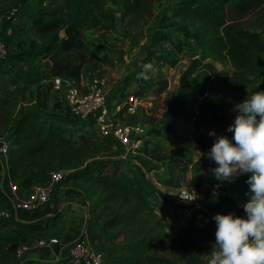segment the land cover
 <instances>
[{"label":"trees","instance_id":"1","mask_svg":"<svg viewBox=\"0 0 264 264\" xmlns=\"http://www.w3.org/2000/svg\"><path fill=\"white\" fill-rule=\"evenodd\" d=\"M26 1L0 0V20H12L14 11ZM157 1L36 0L29 19L34 39L26 48L28 55L34 61L42 57L46 78L58 75L78 83L90 73L100 79L103 67L113 66L114 61L84 40L83 33L95 31L105 38L116 27L115 12L125 29L142 30L153 18ZM172 1L170 16L152 32L141 67L149 62L153 68L175 67L190 41L216 61L230 65L231 69L218 68L213 62L191 58L174 96L162 105L161 122L189 123L195 143L206 153L214 138L204 130L222 124L221 109L229 108L235 115V103L257 89L264 90V0ZM170 28L177 35L167 32ZM6 60L0 62V137L12 139L7 172L18 194L25 197L33 184L47 183L53 170L70 171L61 184L82 191L89 241L105 251L104 264H202L215 241L212 216L228 212L230 196L224 190L205 189L201 207L189 208L188 223L170 225L157 213L156 202L163 199V188L180 187L177 174L198 168V164L166 154L159 143L149 139H143L136 155L122 158L123 147L112 136H101L93 122L74 126L53 121L43 114L46 91L27 89L29 80L23 81L25 77ZM202 70L208 76L194 82L193 76ZM158 84L165 88L164 81ZM144 91L140 87L129 94L140 97ZM61 106L53 98L52 107ZM65 114L69 115L67 109ZM114 116L126 124L137 121L125 108ZM151 161L160 163L164 178L154 176ZM44 221L0 219V264H21L18 247L50 235L51 218ZM92 230L96 234L91 235ZM29 264L65 263L42 260Z\"/></svg>","mask_w":264,"mask_h":264},{"label":"rangeland","instance_id":"2","mask_svg":"<svg viewBox=\"0 0 264 264\" xmlns=\"http://www.w3.org/2000/svg\"><path fill=\"white\" fill-rule=\"evenodd\" d=\"M35 7L36 0H27L14 11L15 17L12 20H0V28H2V31L7 27L11 28V33L5 38L7 46L6 58H8L6 63L12 65L14 69L18 70L19 74L25 77L23 81L28 82V80L35 79L34 82L41 80L47 84V78L43 72L44 63L42 62V57L36 58V62L39 64L38 68L33 65L37 63L29 57L28 50L26 49L29 47V42L34 39V35L29 28V19L35 12ZM172 7V0L157 1L153 8V18L142 30L137 28L132 30L125 29L119 20V14L115 12L116 27L113 31L107 33L105 38H100L95 31L84 32L83 38L88 42H92L100 53L106 52L114 61L113 66L103 67L104 72L102 74L103 89L107 94V103L110 109H113L118 102L124 101L130 92L140 87L145 89L142 96L139 97V104L134 111V114L137 116L135 123L142 124L147 130L146 134L141 136V144L143 143V139H149L159 143L166 154L181 158H190L193 162L197 163L198 168L192 166L185 172L177 174V178L180 181L181 189L188 191L194 190L197 193V199L201 200L204 190L210 189L212 191V184L214 182L218 183L211 172V169L215 167V161L204 155L205 152L195 143L189 123L180 120H174L168 123L161 122L162 105L166 98H172L174 96L179 76L191 58L198 57L213 62L218 68H231L228 63L216 61L203 47L197 46L190 41L184 48L183 55L175 67H169L167 65L156 67L145 72L144 75H140L142 71V59L148 51L152 32L160 22L170 16ZM167 32L172 33V35H177L173 33L171 28L167 29ZM13 68L11 70H14ZM207 76L208 73L202 70L193 76L192 80L194 82H200L206 79ZM40 77L42 78L40 79ZM90 78H93V76L87 73L83 81H88ZM159 80L164 81V89H160L158 84ZM53 98H56L58 101V94L54 95ZM61 103L63 104L61 110L65 113L64 103L62 101ZM49 109L50 106H46L44 110L49 111ZM220 115L222 124L220 126L206 127L204 132L207 136L214 138L208 134L210 129H214L217 134L223 133L231 136V133L227 132L226 129L234 115L230 112L229 108L221 109ZM151 127L155 131L149 132ZM156 132H159L158 136L155 135ZM151 164L154 168V176L159 178V180L164 178V171L160 163L151 161ZM110 166L112 167V165ZM247 175V173L241 174L232 182L224 181L219 185L224 188L225 183H227L230 186H238L241 188L246 183ZM175 189L171 190V192L174 193ZM173 205L177 206V208L174 207V210L179 213H183L190 208L187 203L182 202ZM97 231L98 229L94 232ZM94 232L92 230L91 235L96 234ZM86 237L89 239L88 235ZM94 242L96 241L94 240ZM107 247H110V245H107ZM165 264L173 263L165 261Z\"/></svg>","mask_w":264,"mask_h":264},{"label":"built area","instance_id":"3","mask_svg":"<svg viewBox=\"0 0 264 264\" xmlns=\"http://www.w3.org/2000/svg\"><path fill=\"white\" fill-rule=\"evenodd\" d=\"M11 33V28H0V62L7 56V46L5 38ZM47 85L53 92L58 94L59 100L64 103L70 117L79 125L85 122H93L94 128L101 136L110 135L124 149L122 157L129 158L134 156L136 149L140 147L141 136L146 133V128L140 123L126 124L118 121L114 114L125 108L129 113H134L139 104V97L128 94L124 101L118 102L113 109L108 106L107 94L103 89V79L90 78L88 81L80 80L75 82L63 76H51L47 78ZM12 139L9 136L0 137V189L3 186L2 181L5 180V194L12 202V206L18 211H35L45 205L51 196L53 188L61 184L62 180L70 172L63 169L53 170L49 172V180L45 184H33L25 197H21L16 188L14 181L8 177V151ZM210 160V159H209ZM212 161V160H211ZM213 190H223V186L214 182ZM248 185L245 184L242 189L243 199L233 201L227 207L228 212L236 215H245L242 207L243 202L247 199L246 192ZM193 191L176 188L175 192L169 193V202L179 204V202L187 203L190 208H200L201 200H187L181 196L190 195ZM185 213L189 214V210ZM87 214V213H86ZM13 217L12 213L2 203L0 193V219ZM14 218V217H13ZM87 218V215H86ZM15 219H18L17 216ZM58 243L55 236H43L36 239L31 244H22L17 249V256L24 264V256L26 252L36 249H49ZM54 260H64L65 264H104L105 251L90 243L86 236H81L72 241L69 245L67 255ZM208 257L204 259L202 264H207Z\"/></svg>","mask_w":264,"mask_h":264},{"label":"clouds","instance_id":"4","mask_svg":"<svg viewBox=\"0 0 264 264\" xmlns=\"http://www.w3.org/2000/svg\"><path fill=\"white\" fill-rule=\"evenodd\" d=\"M152 69L150 62L145 63L140 75ZM234 109L226 129L231 136L210 129L214 141L204 155L215 161L211 172L218 185L248 174L245 215L213 214L215 241L207 264H264V90L247 94ZM181 197L191 201L197 193Z\"/></svg>","mask_w":264,"mask_h":264},{"label":"crops","instance_id":"5","mask_svg":"<svg viewBox=\"0 0 264 264\" xmlns=\"http://www.w3.org/2000/svg\"><path fill=\"white\" fill-rule=\"evenodd\" d=\"M38 61V60H37ZM43 62V61H42ZM33 64L39 66L38 62ZM39 68V67H38ZM44 69V68H43ZM29 81V87L27 89L37 88L39 91H46L45 103L46 106H50L49 111L45 110L43 114L57 123H63L67 125L78 126V124L69 115L63 113L61 110L63 106L55 109L53 105V96L57 95L49 88L43 81L34 82ZM28 91V90H26ZM58 101H60L58 99ZM1 171V170H0ZM3 185L0 189L2 203L10 210L13 217L23 221H37L43 222L44 220L50 219L53 225L50 227V235L58 238V243L49 249H36L26 252L24 256V264H29L34 261L42 260H54L56 258H62L67 255L69 245L76 238L86 236L89 234V230L86 229V213H87V201L83 196L82 191L69 184H58L53 188L50 198L47 203L40 209L35 211H18L12 206V202L5 194V180L1 182ZM225 183L223 190L230 196L231 202L240 201L243 199L242 189L238 186H230ZM175 188H163V199L157 200L155 208L157 213L164 217L168 223L174 227H181L188 223L189 215L187 213H179L174 210L173 205L169 202V193ZM170 190V191H169ZM203 198V197H202ZM107 245L105 244L104 247ZM111 247V246H110Z\"/></svg>","mask_w":264,"mask_h":264}]
</instances>
